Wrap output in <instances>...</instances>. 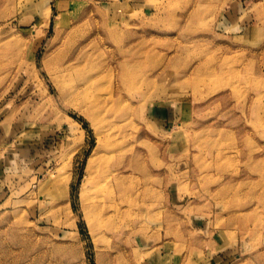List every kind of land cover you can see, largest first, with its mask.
I'll return each instance as SVG.
<instances>
[{
    "label": "rangeland",
    "instance_id": "rangeland-1",
    "mask_svg": "<svg viewBox=\"0 0 264 264\" xmlns=\"http://www.w3.org/2000/svg\"><path fill=\"white\" fill-rule=\"evenodd\" d=\"M0 264H264V0H0Z\"/></svg>",
    "mask_w": 264,
    "mask_h": 264
},
{
    "label": "bare ground",
    "instance_id": "bare-ground-1",
    "mask_svg": "<svg viewBox=\"0 0 264 264\" xmlns=\"http://www.w3.org/2000/svg\"><path fill=\"white\" fill-rule=\"evenodd\" d=\"M64 68L67 69V66H65ZM73 90L74 87H70V86L67 87L68 92L70 91L72 92ZM102 174H103V169H94L91 174V178L89 179V183H91V186L94 188V192L88 196V199L91 200V203L95 208H97V206L100 205V200L102 199L103 196V182H102V178L100 179Z\"/></svg>",
    "mask_w": 264,
    "mask_h": 264
},
{
    "label": "crops",
    "instance_id": "crops-1",
    "mask_svg": "<svg viewBox=\"0 0 264 264\" xmlns=\"http://www.w3.org/2000/svg\"><path fill=\"white\" fill-rule=\"evenodd\" d=\"M233 254V252H231ZM232 254H228L226 255V261H230V259L234 258V255H236V253H234L233 255ZM219 259V257H218ZM223 261H224V257H223Z\"/></svg>",
    "mask_w": 264,
    "mask_h": 264
}]
</instances>
